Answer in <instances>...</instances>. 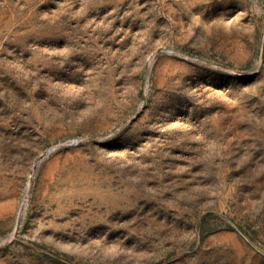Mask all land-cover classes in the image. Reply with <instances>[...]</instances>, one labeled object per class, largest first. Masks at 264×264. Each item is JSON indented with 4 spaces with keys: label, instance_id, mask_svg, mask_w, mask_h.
I'll list each match as a JSON object with an SVG mask.
<instances>
[{
    "label": "rangeland",
    "instance_id": "obj_1",
    "mask_svg": "<svg viewBox=\"0 0 264 264\" xmlns=\"http://www.w3.org/2000/svg\"><path fill=\"white\" fill-rule=\"evenodd\" d=\"M0 264H264V0H0Z\"/></svg>",
    "mask_w": 264,
    "mask_h": 264
}]
</instances>
